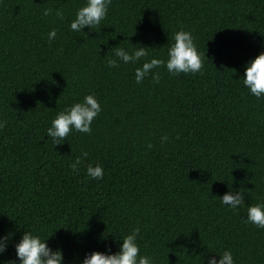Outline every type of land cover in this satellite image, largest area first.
<instances>
[{
	"label": "trees",
	"instance_id": "trees-1",
	"mask_svg": "<svg viewBox=\"0 0 264 264\" xmlns=\"http://www.w3.org/2000/svg\"><path fill=\"white\" fill-rule=\"evenodd\" d=\"M83 2L0 0V234H12L0 261L15 258L26 228L76 264L106 245L117 251L139 226L140 252L155 264H204L208 250L225 249L235 264H264V228L244 222L264 201V98L242 84L246 61L264 51V0H112L101 25L75 33ZM181 28L202 69L171 76L160 66L158 83L137 84L135 67L167 59ZM139 43L147 57L107 66L116 48ZM89 93L102 105L91 133L54 145L51 119ZM89 164L102 179L87 176ZM229 188L245 196L235 211L219 202Z\"/></svg>",
	"mask_w": 264,
	"mask_h": 264
},
{
	"label": "clouds",
	"instance_id": "clouds-1",
	"mask_svg": "<svg viewBox=\"0 0 264 264\" xmlns=\"http://www.w3.org/2000/svg\"><path fill=\"white\" fill-rule=\"evenodd\" d=\"M111 2L112 0H84L70 21L69 29L75 33L84 31L86 27L95 30L106 18ZM51 11V9L45 8L41 15L47 17ZM56 16L63 17V12L57 9ZM56 35L55 28L49 30L47 33L48 41L54 40ZM171 40L172 43L166 52L167 59L153 56L135 67L134 79L137 84L142 83L149 75H151L153 83H158L160 74L155 70L160 66H164L171 76L180 73L195 74L202 69V54L198 52L191 31L181 28L172 34ZM147 48L140 43L138 47L131 49L116 48L114 50L115 58H108L106 64L110 69L117 68L120 64H137L142 58L148 56ZM242 78V84L250 95L257 99L264 98V51L246 61ZM101 111L102 105L95 94H86L81 100L58 112L51 119L45 134L54 145H57L60 144V141L66 140L70 132L91 133V125ZM3 126V122H0V127ZM160 139L163 144L168 141V136L165 134ZM146 147L151 149L153 145L149 142ZM83 155L86 156L87 153ZM80 164V157L70 163L69 167L74 174L79 172L78 165ZM86 174L91 179L100 180L104 175V169L100 164L94 166L89 164L86 168ZM229 189L222 196H219V202L235 211L245 203V196L239 190L232 191L231 188ZM244 222L253 224L257 228H264V201L248 206ZM140 233L141 229L137 226L130 233L124 235L122 239H119L121 242L117 245V251H112L110 245H106L105 251L92 250L87 252L76 261V264H155L150 256L140 252L138 244ZM11 235L9 232L0 234V256H3L8 250ZM50 236L42 238L38 232L26 228L19 240L14 243L15 258L2 260L0 264H65L62 249H54L49 245L48 238ZM102 239L106 240L107 235L103 234ZM208 251L215 253V255H208L206 261L204 259V264H235L230 249H225L223 252Z\"/></svg>",
	"mask_w": 264,
	"mask_h": 264
}]
</instances>
